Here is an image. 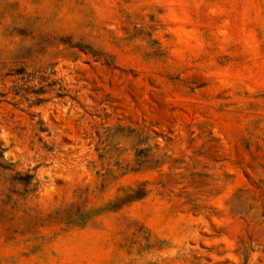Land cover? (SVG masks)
I'll list each match as a JSON object with an SVG mask.
<instances>
[{
    "label": "rangeland",
    "instance_id": "rangeland-1",
    "mask_svg": "<svg viewBox=\"0 0 264 264\" xmlns=\"http://www.w3.org/2000/svg\"><path fill=\"white\" fill-rule=\"evenodd\" d=\"M0 145V264H264V0H0Z\"/></svg>",
    "mask_w": 264,
    "mask_h": 264
},
{
    "label": "trees",
    "instance_id": "trees-1",
    "mask_svg": "<svg viewBox=\"0 0 264 264\" xmlns=\"http://www.w3.org/2000/svg\"><path fill=\"white\" fill-rule=\"evenodd\" d=\"M4 162H5L4 149L0 145V169L2 171H13L12 164L11 163L4 164ZM34 179H35L34 175H31V174H26L24 176L23 180H18L16 178H14V176H11V180L14 183L16 182L17 184H21L23 186H30ZM10 193L11 194H17L15 191H11ZM145 194H146V191L144 190V188L142 186H139L137 189L132 190L130 193L125 194L120 199L125 201V202H131V201H136V200L143 198L145 196Z\"/></svg>",
    "mask_w": 264,
    "mask_h": 264
}]
</instances>
